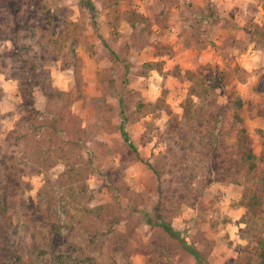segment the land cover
Wrapping results in <instances>:
<instances>
[{
	"label": "rangeland",
	"instance_id": "obj_1",
	"mask_svg": "<svg viewBox=\"0 0 264 264\" xmlns=\"http://www.w3.org/2000/svg\"><path fill=\"white\" fill-rule=\"evenodd\" d=\"M240 1L220 44L196 0H0V264H245L264 0Z\"/></svg>",
	"mask_w": 264,
	"mask_h": 264
},
{
	"label": "trees",
	"instance_id": "obj_2",
	"mask_svg": "<svg viewBox=\"0 0 264 264\" xmlns=\"http://www.w3.org/2000/svg\"><path fill=\"white\" fill-rule=\"evenodd\" d=\"M82 4L90 7L91 10L94 9L92 0H82ZM140 18L144 19L142 15ZM145 20V19H144ZM130 24L134 27L135 21L131 20ZM230 102L232 103L233 108L235 109L234 113V120H241L239 116V111L243 108L244 102L240 98H236L231 101V95L229 97ZM125 122H122L121 129L123 132L124 139L129 143V145L137 151L136 146L134 143L129 139L128 135L124 132ZM241 131L242 134L245 135V131ZM254 155L249 151L245 152L244 160L248 163V169L250 171L254 170L256 164L253 162ZM242 205L247 209V216L250 218L254 217H263L264 214V182L263 185L259 187V190L254 191L252 194H244L242 199ZM11 213L9 211V207L6 205L4 201L0 202V232H4V229H7L11 222ZM166 230L171 234L173 233V228L170 225H167ZM1 232V233H2ZM62 243V235L59 226H55L54 235H53V248L59 247ZM196 258L199 259L200 253L193 249L192 250ZM246 253V258L244 259L245 264H264V237L261 236L259 233L252 234L248 245L244 248ZM68 257H60L58 256L57 260L55 261L58 264H69L67 261ZM52 260V259H51ZM95 261V260H92ZM243 264V262L241 263Z\"/></svg>",
	"mask_w": 264,
	"mask_h": 264
},
{
	"label": "crops",
	"instance_id": "obj_3",
	"mask_svg": "<svg viewBox=\"0 0 264 264\" xmlns=\"http://www.w3.org/2000/svg\"><path fill=\"white\" fill-rule=\"evenodd\" d=\"M212 1L213 0H211V5L214 6V9L215 7H218L219 13L213 14L209 11V0H196L199 5V8L198 12H195L196 14H194L193 17L202 19L201 21L204 23V25L205 23L210 22V27H214V29H216L217 31L214 40L220 44H223L225 43V38L229 35L231 30L228 22L223 17L226 16L228 17V19L231 20L232 17L228 15L227 12L232 11V9L237 10L235 12H240L241 10H239L237 7L240 6L242 2L240 0H216L215 4H213ZM220 15H223V17ZM219 17H222L224 20L222 18L221 19L224 22H219ZM216 18L218 19L216 20ZM218 39H221V41H219ZM215 50L216 49L214 48V50L211 51V55H214Z\"/></svg>",
	"mask_w": 264,
	"mask_h": 264
}]
</instances>
